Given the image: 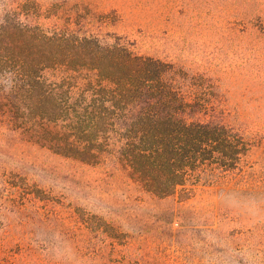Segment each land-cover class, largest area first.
I'll list each match as a JSON object with an SVG mask.
<instances>
[{
    "label": "rangeland",
    "instance_id": "obj_1",
    "mask_svg": "<svg viewBox=\"0 0 264 264\" xmlns=\"http://www.w3.org/2000/svg\"><path fill=\"white\" fill-rule=\"evenodd\" d=\"M21 32L153 58L197 112L245 133L247 155L212 184L158 197L106 154L63 153L80 142L67 124L19 117L12 78L42 64L3 53L19 52ZM0 50V264H264V0H0ZM65 62L42 76L75 84L73 103L99 78Z\"/></svg>",
    "mask_w": 264,
    "mask_h": 264
},
{
    "label": "trees",
    "instance_id": "obj_2",
    "mask_svg": "<svg viewBox=\"0 0 264 264\" xmlns=\"http://www.w3.org/2000/svg\"><path fill=\"white\" fill-rule=\"evenodd\" d=\"M19 37L21 44L15 42L19 52L7 43L1 45L3 53L27 64L31 57L42 63L32 74L27 65L16 74L12 72L21 92L19 117L29 111L33 119L67 124V136L80 142L69 144L74 148L63 153L71 152L88 163L106 154L158 197L177 192L185 195L190 186L212 184L215 170H236L247 155L250 140L245 133L197 112L204 103L175 89L153 58L136 55L121 44L102 45L97 39L30 32H21ZM67 51L81 60H75L76 64L65 60ZM62 61L72 70L80 65L98 74V83L88 81L77 102L63 101V96L69 99L75 84L49 82L42 76L44 70ZM104 83L111 87L102 86ZM56 87L62 90L61 95ZM86 141L90 145L81 147Z\"/></svg>",
    "mask_w": 264,
    "mask_h": 264
}]
</instances>
